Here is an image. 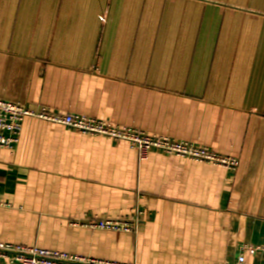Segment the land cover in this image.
<instances>
[{
	"label": "crops",
	"instance_id": "obj_1",
	"mask_svg": "<svg viewBox=\"0 0 264 264\" xmlns=\"http://www.w3.org/2000/svg\"><path fill=\"white\" fill-rule=\"evenodd\" d=\"M0 99L238 161L156 148L140 159L125 140L26 117L19 143L0 148V243L264 264V0H0ZM95 218L136 223L101 230Z\"/></svg>",
	"mask_w": 264,
	"mask_h": 264
},
{
	"label": "built area",
	"instance_id": "obj_2",
	"mask_svg": "<svg viewBox=\"0 0 264 264\" xmlns=\"http://www.w3.org/2000/svg\"><path fill=\"white\" fill-rule=\"evenodd\" d=\"M26 117H35L51 123L61 124L83 134L102 135L115 140H125L136 150L140 159H145L148 152L160 149L169 154L189 157L193 160L207 161L217 166H238V161L228 156H221L208 148L197 147L187 142H177L167 137L149 135L140 130L119 127L105 121L90 118L80 114H54L46 108L30 109L17 102L0 99V148H14L20 140L23 121ZM136 222L114 219L95 218L90 225L99 229L113 231H131ZM251 253L255 247L248 248ZM0 257L11 263L20 264H124L92 258L71 256L67 253L44 250L37 247L11 246L0 243ZM245 258L240 256L237 264H244Z\"/></svg>",
	"mask_w": 264,
	"mask_h": 264
}]
</instances>
